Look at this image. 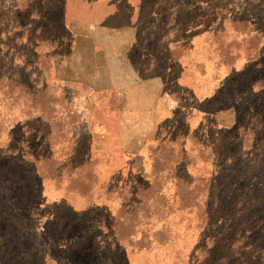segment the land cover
Returning <instances> with one entry per match:
<instances>
[{"label": "rangeland", "instance_id": "1", "mask_svg": "<svg viewBox=\"0 0 264 264\" xmlns=\"http://www.w3.org/2000/svg\"><path fill=\"white\" fill-rule=\"evenodd\" d=\"M142 5L134 54L153 53L163 64L160 53L171 46L176 102L186 98V56L223 78L222 94L210 77L203 90L213 92L225 123L194 140L210 144L206 167L185 174L183 161L196 160V151L177 113L162 133L158 178H132L114 227L96 200L107 179L98 151L108 143L99 138L95 150L68 99L84 89L61 80L84 75L63 57L71 38L64 0H0V264H264V0ZM154 73L169 78L162 68L139 72ZM55 186L98 204L74 210L66 198L53 200L61 198L52 196Z\"/></svg>", "mask_w": 264, "mask_h": 264}, {"label": "crops", "instance_id": "2", "mask_svg": "<svg viewBox=\"0 0 264 264\" xmlns=\"http://www.w3.org/2000/svg\"><path fill=\"white\" fill-rule=\"evenodd\" d=\"M142 3L143 0H64L65 22L71 38L68 54L63 57L68 55V60L74 62L67 64L68 69L82 71L84 75L61 80L68 86L77 82V86L84 89V94L68 99L80 110L86 135H90L95 150H98L96 143L99 138L100 142L108 143L107 149L98 151L105 167L102 174L107 175V179L105 190L96 200L105 206L102 207L114 227L122 218L125 208L123 193L131 187L132 178L138 176L147 181L158 178L159 172L155 167L161 165L159 153L165 143L162 133L170 129L177 113L184 114L192 131H187L185 139L192 144L190 150L196 151V160L183 161L182 165L185 174L192 177L194 168L206 167L208 158L204 156L208 157V153L205 151L210 148V144L194 140L198 135H216L225 124L221 115L224 113H220L213 92L203 93L205 87H210V77V82L215 81L222 94L223 78L216 76V71L208 76L197 60L186 56L179 76L180 94L186 98L178 103L173 99L176 93H173L170 78L171 46L160 53L164 55L163 64L151 59L153 53L140 50L134 54L137 52L134 49L136 21ZM196 52L189 54L196 56ZM161 68L167 71V80L161 74H139L140 71L153 73ZM132 98L134 102L130 108L128 104ZM137 98L142 101L138 102ZM138 103H141V109ZM210 120L211 124L208 123ZM168 175H171L169 161ZM132 185L134 187L136 183ZM51 189L55 192L54 195L50 192L52 196L61 197L53 200L66 198L71 208L77 211L98 204L94 198L90 200L76 189L64 190L59 186ZM81 199L87 201V205L77 207Z\"/></svg>", "mask_w": 264, "mask_h": 264}]
</instances>
